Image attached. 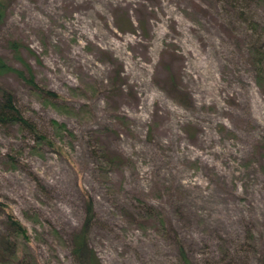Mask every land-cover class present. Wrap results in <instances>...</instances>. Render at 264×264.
Masks as SVG:
<instances>
[{
    "label": "rangeland",
    "instance_id": "rangeland-1",
    "mask_svg": "<svg viewBox=\"0 0 264 264\" xmlns=\"http://www.w3.org/2000/svg\"><path fill=\"white\" fill-rule=\"evenodd\" d=\"M5 2L0 55L19 66L8 48L18 39L37 84L59 97L36 98L11 75L0 85L62 152L0 127V202L27 235L18 258L73 264L70 236L88 199L101 264H180L175 241L192 264H264V92L246 62L247 47L264 41L248 23L264 25V12L245 1L228 10L227 0ZM113 70L121 84L109 100L101 88ZM168 73L189 108L166 93ZM100 148L120 164L100 172Z\"/></svg>",
    "mask_w": 264,
    "mask_h": 264
},
{
    "label": "trees",
    "instance_id": "trees-1",
    "mask_svg": "<svg viewBox=\"0 0 264 264\" xmlns=\"http://www.w3.org/2000/svg\"><path fill=\"white\" fill-rule=\"evenodd\" d=\"M206 1H209L211 4H213L214 0ZM242 1H245V4L247 3L248 6L253 5L256 8H260L264 12V0H227V3H230L227 9L233 10L234 8L231 5L234 7L237 4L241 5ZM6 9L7 6L5 0H0V23L5 16ZM241 13L242 12H239V15H242ZM123 25L129 31L132 29V23L129 20L124 22ZM217 25L221 26V30L227 36L232 37V34L227 29H225L223 25ZM248 26L252 31L255 32L262 33V31H264V25H260L255 21H249ZM115 27L118 31L125 29V27L122 28L120 24H116ZM21 45L22 44L18 39L8 40L9 51L14 61H16L19 66H14L12 63L7 62V60L0 55V76L11 75L16 80L21 81L29 88L30 93L36 98H43L47 100L48 97L50 99L59 97L53 91L42 88L37 84L33 71L26 61V58L28 57L27 52H29V50H25V48H22ZM22 50L24 51L23 55L21 54ZM98 53L102 58L101 52L99 51ZM246 62L253 71L257 88L261 92H264V41L260 44L250 45L247 47ZM106 81L107 86H104L105 88L101 89L105 90H103V92L106 94V98L110 100V95H113L115 90L117 88V90H119L120 88L121 83H119L120 78L118 76V71L113 70ZM163 85L166 93L175 104L182 108H189L190 97L186 90L182 87L177 73L166 74L163 78ZM90 92L94 93L95 89L91 88ZM109 100H107L105 103L107 110L112 113L110 117L117 121L120 126L126 129L128 126V121L124 116L114 112V107L108 103ZM59 110L65 114H72L71 111L67 110L65 107L59 106ZM88 112L89 107L87 105H83L79 110V115H85V113L87 114ZM52 125L55 127V129H64L62 124H59L55 121H52ZM5 126H15L18 130L27 132L35 143V146L47 145L53 151L62 153L61 148H57L52 143V141L48 140L44 134L37 130L35 125L30 120L21 114L20 110L15 104L11 91L0 85V127ZM218 129L219 131H222L223 127L218 125ZM99 157L101 158V161H98L97 167L102 173H105L108 169L115 168L120 164L121 161L120 157H117L116 155H110L102 148H100ZM7 158L10 161L9 165H12V159L9 157ZM163 188L170 190V187L168 186H163ZM86 202V215L80 227L70 236V255L72 257L73 264H101L97 256L94 254L93 249L90 248L88 244L87 235L91 218V206L88 199H86ZM0 212H2L5 216L3 227L0 230V264H26L24 258L22 257L23 255H21L19 258L17 256L19 251L17 240L20 238L27 240L24 227L12 216L8 207L1 202ZM174 245L178 253L177 255L179 263L192 264L177 241L174 242ZM31 264H36V262H32Z\"/></svg>",
    "mask_w": 264,
    "mask_h": 264
}]
</instances>
